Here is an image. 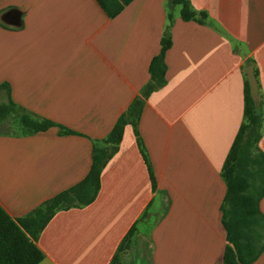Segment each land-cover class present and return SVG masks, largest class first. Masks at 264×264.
Wrapping results in <instances>:
<instances>
[{
    "label": "crops",
    "instance_id": "obj_1",
    "mask_svg": "<svg viewBox=\"0 0 264 264\" xmlns=\"http://www.w3.org/2000/svg\"><path fill=\"white\" fill-rule=\"evenodd\" d=\"M168 1L127 0L111 17L97 0H0V85L53 123L0 122V206L13 219L84 178L149 81L167 26L171 40L165 84L124 125L95 198L57 209L37 234L38 264H222V167L244 120L247 67L264 153V0H187L204 22ZM249 264H264V249Z\"/></svg>",
    "mask_w": 264,
    "mask_h": 264
},
{
    "label": "trees",
    "instance_id": "obj_2",
    "mask_svg": "<svg viewBox=\"0 0 264 264\" xmlns=\"http://www.w3.org/2000/svg\"><path fill=\"white\" fill-rule=\"evenodd\" d=\"M109 16L116 15L124 0H97ZM169 5L180 4V15L184 20L196 19L204 22L205 14L193 10L187 0H169ZM168 27V26H167ZM166 27L160 40V50L149 63V81L122 112L105 138V145H95L89 171L75 185L46 199L27 215L13 219L0 206V264H38L42 253L35 244L37 234L45 226L57 209L90 203L100 185V172L107 159L117 150L124 125L139 115L148 94L165 84V51L171 44ZM7 99L0 101V122L7 116L15 115L25 129L38 131L53 125L47 119H38L17 107L9 95L6 84H1ZM259 102L254 100L245 84L244 120L226 155L222 175L226 182V192L220 205L221 221L226 232L222 264H249L264 249V214L259 208V200L264 195V153L258 142L262 125ZM63 131H67L62 126ZM144 156V155H143ZM146 161V158L144 156ZM149 174L150 167L146 161ZM133 227L128 231L130 234ZM127 238V237H126ZM125 238V239H126ZM121 248L124 244L120 245Z\"/></svg>",
    "mask_w": 264,
    "mask_h": 264
},
{
    "label": "water",
    "instance_id": "obj_3",
    "mask_svg": "<svg viewBox=\"0 0 264 264\" xmlns=\"http://www.w3.org/2000/svg\"><path fill=\"white\" fill-rule=\"evenodd\" d=\"M245 73H246V78L248 81V85L251 91V95L254 98V100L258 99V89H257V82H256V78L254 75V71L252 67H247L245 69Z\"/></svg>",
    "mask_w": 264,
    "mask_h": 264
},
{
    "label": "rangeland",
    "instance_id": "obj_4",
    "mask_svg": "<svg viewBox=\"0 0 264 264\" xmlns=\"http://www.w3.org/2000/svg\"><path fill=\"white\" fill-rule=\"evenodd\" d=\"M257 109V108H256ZM10 124L15 125V120H9ZM13 127V126H12ZM6 128V127H5Z\"/></svg>",
    "mask_w": 264,
    "mask_h": 264
}]
</instances>
